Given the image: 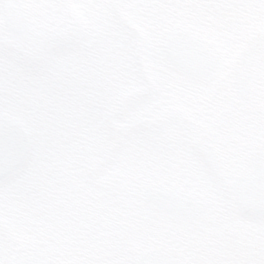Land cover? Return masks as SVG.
I'll return each instance as SVG.
<instances>
[{"label":"snow or ice","instance_id":"snow-or-ice-1","mask_svg":"<svg viewBox=\"0 0 264 264\" xmlns=\"http://www.w3.org/2000/svg\"><path fill=\"white\" fill-rule=\"evenodd\" d=\"M0 264H264V0H0Z\"/></svg>","mask_w":264,"mask_h":264}]
</instances>
